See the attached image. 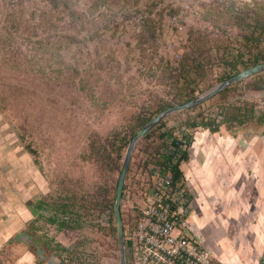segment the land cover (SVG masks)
Masks as SVG:
<instances>
[{
  "label": "rangeland",
  "instance_id": "obj_1",
  "mask_svg": "<svg viewBox=\"0 0 264 264\" xmlns=\"http://www.w3.org/2000/svg\"><path fill=\"white\" fill-rule=\"evenodd\" d=\"M190 1L0 0V264H121L108 222L127 150L119 157L111 144L138 114L169 99L179 68L170 20ZM201 7L181 61L202 38L238 45L244 13L264 14V0ZM214 70L200 95L220 84ZM248 86L204 109L223 101L264 111V91ZM155 154L136 146L131 179ZM122 212L132 220L124 199Z\"/></svg>",
  "mask_w": 264,
  "mask_h": 264
},
{
  "label": "crops",
  "instance_id": "obj_2",
  "mask_svg": "<svg viewBox=\"0 0 264 264\" xmlns=\"http://www.w3.org/2000/svg\"><path fill=\"white\" fill-rule=\"evenodd\" d=\"M188 153L181 181L190 189L195 240L219 264H257L264 252V125L196 132ZM48 223L55 227L54 219ZM46 244L54 254V242Z\"/></svg>",
  "mask_w": 264,
  "mask_h": 264
},
{
  "label": "trees",
  "instance_id": "obj_3",
  "mask_svg": "<svg viewBox=\"0 0 264 264\" xmlns=\"http://www.w3.org/2000/svg\"><path fill=\"white\" fill-rule=\"evenodd\" d=\"M250 15L249 12H246L243 17L239 19L240 33L237 37L238 45L233 44L230 40H217L215 45H211L212 42H210L208 38H202L198 48L186 54L179 68L170 74L172 87L169 99L161 101L148 110L138 114L131 122L128 134L122 136V134L117 133L114 135L116 142L112 143L111 146L119 157L124 150L128 149L130 142L138 132L154 117L168 108L176 105H184L197 98L203 92L200 88L202 83L208 80L210 75L216 73L214 66L219 68L216 82L221 83L238 75L244 70L264 63V14L256 13L254 14V18ZM245 81L249 83L248 87L250 90L264 91V73L250 77ZM210 85H213V83ZM236 85L227 88L202 105L167 117L151 129L138 142L137 147L141 144H145L147 148L156 149V153L159 154L163 146L167 145L170 140H174V142L177 141V138L174 137L176 132H189V134L185 136L188 140L189 149L194 142L196 130L200 128L205 131L216 133L220 132L224 125L229 129L243 127L253 124L256 121L258 124L264 125V111H258L257 105L250 102L228 103L222 101L215 105L217 111L210 110V112H207L206 109H204L209 103H211V106H214L212 102H214L216 97H220L221 99L226 97ZM181 116H185V118H180L181 120L177 121L174 125H170V120L172 118ZM188 149L180 150V158L173 166H168V163L172 161L171 155L161 154V160L158 161L163 170L171 174L175 183H179L183 177L180 167L183 162L189 160ZM121 171L122 168L119 170L120 174ZM130 171L127 176L124 192L130 184ZM117 186L118 182L115 188L116 193ZM116 193L109 206L112 215L108 222V227L112 235L116 238V245L120 251L118 223L115 213ZM122 219L125 230L124 236L127 250V262L128 264H132L129 236L131 229L135 226V222L133 218L132 220L129 219L126 221L123 212Z\"/></svg>",
  "mask_w": 264,
  "mask_h": 264
},
{
  "label": "built area",
  "instance_id": "obj_4",
  "mask_svg": "<svg viewBox=\"0 0 264 264\" xmlns=\"http://www.w3.org/2000/svg\"><path fill=\"white\" fill-rule=\"evenodd\" d=\"M208 2L210 0L184 3L180 13L171 17L170 36L177 47L171 60L177 68L182 59L181 49L189 40L188 28L203 22L205 10L201 3ZM187 134L189 132H176L177 141L170 140L161 153L141 161L138 174L130 177L123 199L135 222L129 236L132 264H219L193 236L188 184L175 183L171 174L158 163L161 154H166L172 156L168 166L176 164L180 150L188 149ZM257 264H264V252Z\"/></svg>",
  "mask_w": 264,
  "mask_h": 264
},
{
  "label": "water",
  "instance_id": "obj_5",
  "mask_svg": "<svg viewBox=\"0 0 264 264\" xmlns=\"http://www.w3.org/2000/svg\"><path fill=\"white\" fill-rule=\"evenodd\" d=\"M264 73V63L259 64L257 66L251 67L247 70H244L240 72L238 75L227 79L217 86L213 87L209 91L205 92L204 94L198 96L194 100L184 104V105H176L171 108H168L164 111H162L160 114H158L156 117H154L149 123H147L139 132L138 134L133 138V140L130 142L129 147L126 152V156L123 162L122 171L119 177L118 186H117V193H116V199H115V213L117 217V223H118V235H119V242H120V258H121V264H128L127 262V250H126V242H125V230L123 225V219H122V200H123V194L124 189L126 185L127 176L129 173V169L131 166L133 154L135 152L136 146L138 142L151 130L153 129L157 124H159L161 121L166 119L167 117L182 112L185 110L192 109L198 105H202L227 88H230L236 84H239L240 82L245 81L246 79L253 77L258 74ZM53 264V263H51Z\"/></svg>",
  "mask_w": 264,
  "mask_h": 264
},
{
  "label": "flooded vegetation",
  "instance_id": "obj_6",
  "mask_svg": "<svg viewBox=\"0 0 264 264\" xmlns=\"http://www.w3.org/2000/svg\"><path fill=\"white\" fill-rule=\"evenodd\" d=\"M65 218H66V220H69V219H70L69 216H67V217H65ZM65 218H64V219H65ZM63 221H64V220H63Z\"/></svg>",
  "mask_w": 264,
  "mask_h": 264
}]
</instances>
